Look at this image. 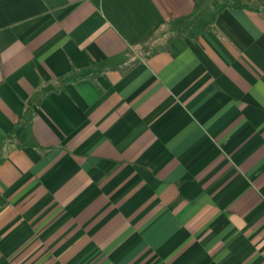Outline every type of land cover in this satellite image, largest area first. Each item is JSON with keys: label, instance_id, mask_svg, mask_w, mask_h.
I'll list each match as a JSON object with an SVG mask.
<instances>
[{"label": "crops", "instance_id": "crops-1", "mask_svg": "<svg viewBox=\"0 0 264 264\" xmlns=\"http://www.w3.org/2000/svg\"><path fill=\"white\" fill-rule=\"evenodd\" d=\"M0 0V264H264V0Z\"/></svg>", "mask_w": 264, "mask_h": 264}, {"label": "trees", "instance_id": "trees-1", "mask_svg": "<svg viewBox=\"0 0 264 264\" xmlns=\"http://www.w3.org/2000/svg\"><path fill=\"white\" fill-rule=\"evenodd\" d=\"M215 0H197L195 9L177 19L169 20L166 25L156 32H153L147 40L139 43L142 54H148L156 49L160 48V39L166 38V41H170L174 37H186L193 29L196 20L206 14L211 8Z\"/></svg>", "mask_w": 264, "mask_h": 264}]
</instances>
